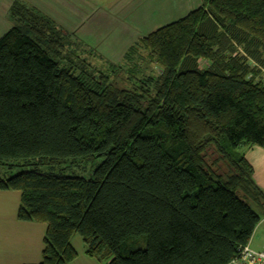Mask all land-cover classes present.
<instances>
[{
  "label": "trees",
  "instance_id": "trees-1",
  "mask_svg": "<svg viewBox=\"0 0 264 264\" xmlns=\"http://www.w3.org/2000/svg\"><path fill=\"white\" fill-rule=\"evenodd\" d=\"M8 16L0 167L25 169L0 191L45 225L37 264L74 260L73 235L101 264H231L260 221L250 203L264 214L239 151L264 150V0H201L98 75L48 16L19 0Z\"/></svg>",
  "mask_w": 264,
  "mask_h": 264
},
{
  "label": "crops",
  "instance_id": "crops-1",
  "mask_svg": "<svg viewBox=\"0 0 264 264\" xmlns=\"http://www.w3.org/2000/svg\"><path fill=\"white\" fill-rule=\"evenodd\" d=\"M13 1L0 0V36L12 25L8 9ZM19 1L50 16L63 28L68 26V31L76 30L75 34L81 43L94 48L102 58L105 57L112 62L120 61L124 52L133 43L159 28V25L172 14L171 0L159 3L157 0H113L110 4L106 0H99L106 4L86 0ZM124 3L127 7L122 11L119 8ZM57 9L60 10L57 18L48 12ZM182 9L184 7L179 5L177 12H181ZM61 18H66L67 23H63ZM239 150L252 166L255 183L264 190V150L244 145L240 146ZM19 222L21 225L17 229L0 231V241L3 243L0 244V251L5 252V255L1 256L4 259L0 260V264H36L40 261L38 255L42 250L44 232L36 229L40 227L33 225L34 222ZM254 234L253 232L248 245L253 249H259L263 242ZM70 242L77 256L66 264H100L85 254L84 244L78 243L74 237Z\"/></svg>",
  "mask_w": 264,
  "mask_h": 264
},
{
  "label": "rangeland",
  "instance_id": "rangeland-1",
  "mask_svg": "<svg viewBox=\"0 0 264 264\" xmlns=\"http://www.w3.org/2000/svg\"><path fill=\"white\" fill-rule=\"evenodd\" d=\"M86 1H88V2L90 1V2H93V3L100 2L102 4H106V2L108 4H110V3L113 2V0H106V2H101L99 0H86ZM138 1H140V0H138ZM157 1L159 3V2H163V1H169V0H157ZM127 2H125V3L127 4ZM171 2H172V14H171V17L169 19H167L166 21H163V23H161V25H159V26H163L166 23L175 21V20L185 16L189 11L197 8L201 4V0H171ZM125 3H124V5L120 6V8H119L122 11H123V9L126 10L127 6H126ZM179 5H182L184 7V9H182L181 12H177V7ZM48 12L50 13V15L54 16L55 18H57L60 15V10H58V9L55 10V11L50 10ZM41 13L46 15L43 12H41ZM97 13H99V12H97ZM94 15H95V13H94ZM46 16H48V15H46ZM48 17L51 20H53L54 23L57 26H59L64 33L71 35V39L75 41V44L73 45L74 53L80 59H84L85 60V62L89 65V67H88L89 70H92L95 75H98V72L100 70H102L103 72L108 71L107 64H110V63L117 64V65L123 64V59H121L120 61L112 62V61L106 59L105 57L102 58L101 55L99 53H97L94 48L90 47L87 44L81 43V40L75 34L76 30L73 29L72 31H68V29H67V28H69L68 26H67V28H63L62 26L58 25L53 18H51L50 16H48ZM61 20H62L63 23H65V24L67 23L66 22L67 21L66 18H61ZM11 24H13L12 20H11ZM113 57H115V56H113ZM141 62H143V65L146 66L145 72L146 73L151 72L150 69L153 66L150 65V64H147L146 61H141ZM156 70L157 69L153 67V71L156 72ZM124 77H125V75H124L123 72H120L116 76L114 74H111V76H110L111 79L117 80V83L120 86H126V82H125ZM88 167H89V164H88ZM24 169L25 168H23L21 166H15V167H13L11 169H8L6 167H0V175H6V176L10 175V176H12L14 174H17V173L23 171ZM88 170H89V168L86 169L85 172H82V175L83 176H87ZM215 171L217 173L223 172L224 171V167L220 165V166H218V168H216ZM250 205L260 216V221H259V223L257 224V226H256V228L254 230V233H255L254 235L259 236L258 239L260 241H262L263 244H264V214L254 204L250 203ZM18 206H19V192H17V191H0V231L1 230H5V229H7V230L17 229V228L20 227L21 224H19L20 222L16 218V213H17ZM33 225H36L37 227H40V228H36V229H39V231H42V232L45 231V225L44 224H42V223H34ZM73 237H74V239L76 241H78V243L83 245V243H82V241H81V239H80V237L78 235H73L72 238ZM0 244H3V243L0 241ZM263 244H262V246L260 248L257 247L259 249H256V250L262 249ZM42 245H43V239H42ZM4 255H5V252L0 251V260L4 259V257H1V256H4ZM38 260H41V253H39V255H38ZM38 262H40V261H38Z\"/></svg>",
  "mask_w": 264,
  "mask_h": 264
},
{
  "label": "built area",
  "instance_id": "built-area-1",
  "mask_svg": "<svg viewBox=\"0 0 264 264\" xmlns=\"http://www.w3.org/2000/svg\"><path fill=\"white\" fill-rule=\"evenodd\" d=\"M231 264H264V244L260 250L253 249L248 244L245 245Z\"/></svg>",
  "mask_w": 264,
  "mask_h": 264
}]
</instances>
